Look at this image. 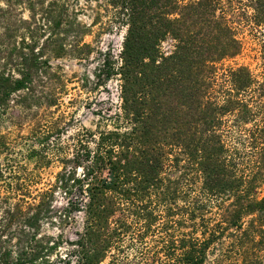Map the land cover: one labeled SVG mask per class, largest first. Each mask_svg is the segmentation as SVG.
<instances>
[{"label": "trees", "instance_id": "obj_1", "mask_svg": "<svg viewBox=\"0 0 264 264\" xmlns=\"http://www.w3.org/2000/svg\"><path fill=\"white\" fill-rule=\"evenodd\" d=\"M4 1L0 117L19 108L36 145L0 134V264H264V78L225 65L246 34L264 55V0ZM94 27L123 31L94 74L96 89L118 81L116 110L38 188L56 131L42 117L67 91L52 61L89 60ZM79 215L71 238L43 232Z\"/></svg>", "mask_w": 264, "mask_h": 264}, {"label": "rangeland", "instance_id": "obj_2", "mask_svg": "<svg viewBox=\"0 0 264 264\" xmlns=\"http://www.w3.org/2000/svg\"><path fill=\"white\" fill-rule=\"evenodd\" d=\"M4 3V0H0V7H4ZM26 6L27 4H15V8L19 12L18 18L28 19L29 12ZM70 6L79 7L78 4H70ZM81 6L83 7V4ZM94 6L95 4H92V8ZM92 15L90 11L86 10L80 15L81 22L89 24ZM122 35L123 31L120 28L101 31L98 27H94L91 35L84 38V41L93 48L89 60L77 61L63 58L52 61L54 66L60 67V70L63 71L67 91L62 96L61 105L50 108L51 112H47L46 116L42 117V124L46 125L50 122L56 131L52 133V137L49 139L48 163L38 172L36 179L38 188H51L58 174L64 172L65 168L69 170L74 165L71 162L72 147L75 144L72 137L78 133H84V130L96 133L97 127L101 129L105 127L100 114H113L116 110L118 81L114 78L105 87L96 89L97 79L94 74L97 72L98 64H100L104 54L118 60ZM245 36L242 54L232 61L225 62V65H244L259 79L264 78V55L261 53L258 43L249 35L246 34ZM4 43L6 46L7 42ZM97 51H101L102 54L100 55ZM9 106L11 107L9 114L0 117V134L6 135L15 150H23L25 154L29 144L32 143L27 137L31 132L30 122L29 119L20 114L19 108H15L13 104ZM32 145L35 146L36 144L32 143ZM90 148H93V145L90 144ZM28 167L32 168V165L29 164ZM76 174H81L80 169ZM54 192L55 209L61 210L66 206V196L57 187L54 188ZM77 221L75 226L64 225L59 229L44 226L43 232L53 235L62 234L64 238H71L72 233L80 228V215L77 216Z\"/></svg>", "mask_w": 264, "mask_h": 264}]
</instances>
